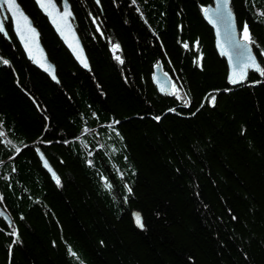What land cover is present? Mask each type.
Segmentation results:
<instances>
[{
    "label": "trees",
    "instance_id": "trees-1",
    "mask_svg": "<svg viewBox=\"0 0 264 264\" xmlns=\"http://www.w3.org/2000/svg\"><path fill=\"white\" fill-rule=\"evenodd\" d=\"M18 2L57 82L5 20L0 264H264V0H229L261 65L236 85L202 16L211 0H68L88 69ZM158 63L170 93L151 81Z\"/></svg>",
    "mask_w": 264,
    "mask_h": 264
},
{
    "label": "water",
    "instance_id": "water-1",
    "mask_svg": "<svg viewBox=\"0 0 264 264\" xmlns=\"http://www.w3.org/2000/svg\"><path fill=\"white\" fill-rule=\"evenodd\" d=\"M96 4H98V0H94ZM37 9L40 11L42 15L47 19L48 23L51 25L54 33L59 38L61 43L67 49L69 54L72 56L73 60L82 68L88 69L89 64L87 61V57L85 55L83 46L79 39V36L76 32L74 23H73V13L70 7L68 0H33ZM49 2L54 5V7H41L43 3L45 6L49 4ZM225 0H211L203 9H202V16L205 22L209 25L212 29L213 34V45L218 55L222 56L225 60L227 72H226V79L229 81V76L232 73L239 72L244 60L246 59L247 50L240 48L237 49L235 45V41L240 40L239 30L237 28V23L235 20V16L230 9L229 0H228V7L225 8ZM18 6L22 8L20 3L18 2ZM205 9H207V13H205ZM24 15L27 17L28 22L32 29L35 30V34L28 32L27 29L22 24V31L25 35V40L20 39V34L16 31V25L14 22V18L12 14L7 11V6L4 5V0H0V25L3 26L4 31L1 32L3 36L6 38L8 37L5 26H4V19L9 18L11 23V29L17 40L19 46L21 47L25 57L29 60L35 67L39 70L43 71L49 79L56 82L57 77L55 75V66L47 57L46 51L41 43L40 33L33 23L31 17L24 11L22 8ZM68 11L71 13L66 19H63V13ZM229 12L231 15H229ZM51 13V15L49 14ZM28 44V47H25V44ZM240 43L243 44L244 41L240 40ZM222 45L223 48L218 47ZM251 49V46H249ZM31 49V52L29 51ZM222 50L226 54H222ZM245 52V56H241L240 53ZM251 55L255 56L251 49ZM81 58L86 62L87 67L84 66V63L81 62ZM257 65L259 66L260 70L254 69H247L246 76L249 70L255 71L258 74H261V65L258 62L257 58ZM44 65V67L41 66ZM45 67L49 70L46 71ZM245 76V77H246ZM151 81L155 85L156 89L160 93H170L171 92V80L167 73H165L162 69L160 64H156L153 66L151 72ZM36 155L39 159L41 167L49 174V176L54 179L56 177L55 170L53 169L52 165L49 163L47 158L44 156L42 151L38 148L36 149ZM139 214L141 217L140 212L137 209H131L130 215L133 224L138 227L135 223V216ZM0 217L6 224H11L12 220L7 212V210L3 207L0 202ZM142 218V217H141ZM140 228V227H138Z\"/></svg>",
    "mask_w": 264,
    "mask_h": 264
},
{
    "label": "snow or ice",
    "instance_id": "snow-or-ice-1",
    "mask_svg": "<svg viewBox=\"0 0 264 264\" xmlns=\"http://www.w3.org/2000/svg\"><path fill=\"white\" fill-rule=\"evenodd\" d=\"M4 5L7 6V11L10 12L12 14V17L14 18V22L16 25V31L18 34H20V39L21 40H25V35L23 34L22 31V24L23 26L27 29L28 32L32 33L33 35L35 34V30L31 28L30 23L28 22L27 17L24 15V12L22 10V8H20L18 6V0H4ZM41 7H54V5H52L50 2L47 6H45L43 3L41 4ZM225 8L228 7V0H225ZM205 13H207V9L204 10ZM51 15V13H49ZM71 13L68 11H65L63 13L62 18L66 19L68 16H70ZM229 15H231V13L229 12ZM4 28L2 25H0V32H3ZM240 40L244 41L243 44L240 43ZM240 40L235 41V47L237 49L243 48L245 50H247V54H246V59L243 62V65L240 69V71L237 72H233L231 76H229V81L231 84L236 85L238 83H242L245 79L246 76V70L247 69H254V70H260L259 66L257 65V61L256 58L254 56L251 55V49H250V45L254 44L255 41L252 39L251 33L249 31L248 25L245 23L242 29V33L240 36ZM25 47H28V44H25ZM119 46L118 45H113V49H117ZM185 47H187V45H185ZM218 47H221V49L223 48L222 45L218 44ZM29 51L31 52V49L29 48ZM222 54H226L223 52L222 50ZM241 56H245V52H241L240 53ZM261 55H264V52H261ZM117 60H120V57L117 56L116 57ZM81 62L84 63V66L87 67L86 62L81 58ZM3 63L7 64L8 61H3ZM122 63V61H121ZM42 67H44L43 64H41ZM45 70L48 71L49 69L47 67H45ZM212 105H215L216 102V97L212 96L211 100L209 101ZM156 119L158 120L159 117H156ZM114 123H118V122H114ZM17 152L20 151V149H16ZM56 183L59 185L60 184V180L59 178L56 179ZM104 187L110 188L111 186L105 182ZM129 192H131V189H128ZM135 223L138 227L143 228V222H142V218L140 217L139 214H137L135 216ZM13 235H15V233H13ZM15 242V241H14ZM73 255H75V253H73Z\"/></svg>",
    "mask_w": 264,
    "mask_h": 264
},
{
    "label": "flooded vegetation",
    "instance_id": "flooded-vegetation-1",
    "mask_svg": "<svg viewBox=\"0 0 264 264\" xmlns=\"http://www.w3.org/2000/svg\"><path fill=\"white\" fill-rule=\"evenodd\" d=\"M5 20H8V21H9V23H10V19H9L8 17H7V18H5V19H4V21H5Z\"/></svg>",
    "mask_w": 264,
    "mask_h": 264
},
{
    "label": "rangeland",
    "instance_id": "rangeland-1",
    "mask_svg": "<svg viewBox=\"0 0 264 264\" xmlns=\"http://www.w3.org/2000/svg\"><path fill=\"white\" fill-rule=\"evenodd\" d=\"M5 26V25H4ZM10 26H11V23H10ZM12 30V29H11ZM13 33V32H12ZM242 33V32H241ZM241 33H239L240 34V36H241ZM14 35V34H13ZM15 37V36H14ZM131 211V210H130ZM131 216V215H130Z\"/></svg>",
    "mask_w": 264,
    "mask_h": 264
},
{
    "label": "bare ground",
    "instance_id": "bare-ground-1",
    "mask_svg": "<svg viewBox=\"0 0 264 264\" xmlns=\"http://www.w3.org/2000/svg\"><path fill=\"white\" fill-rule=\"evenodd\" d=\"M50 25V24H49ZM51 26V25H50ZM52 28V27H51ZM38 29V28H37ZM39 31V30H38ZM40 33V32H39ZM57 82V81H56ZM13 223V222H12Z\"/></svg>",
    "mask_w": 264,
    "mask_h": 264
}]
</instances>
